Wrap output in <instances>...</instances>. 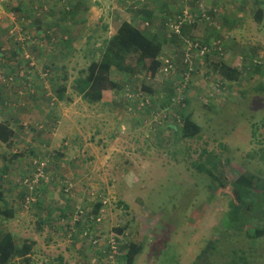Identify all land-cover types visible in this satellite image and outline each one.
<instances>
[{"label":"rangeland","instance_id":"obj_1","mask_svg":"<svg viewBox=\"0 0 264 264\" xmlns=\"http://www.w3.org/2000/svg\"><path fill=\"white\" fill-rule=\"evenodd\" d=\"M199 2L207 11L215 12V24L219 27L215 36L244 46L243 50L225 49L224 61L242 72L240 81L226 83L222 97L205 105L209 88L207 91L203 88L210 85L219 91L217 84L212 83L214 80L218 83L219 78L214 76L210 80L204 78L202 72L197 73L192 77L184 101L171 104L172 119L161 118L160 124L153 126L155 122L150 116L129 113L123 107L118 113L111 104L107 105L114 96L111 91L104 92L103 104H88L76 92L75 80L86 75L84 72L92 59H99L103 40L114 35L122 22L160 39L168 35L169 40V35L175 32L173 25L178 16L175 11L182 9L190 19L187 12L197 7L196 3L192 6V0H17L10 9L0 4V9L6 11L12 21L20 23L16 30L19 25L30 32L32 43L24 51L29 64L32 63L30 75L38 76L36 71L40 73L44 65L60 67L65 78L53 82L61 85L65 81L67 87L65 100L49 111L41 103L36 108L23 109L27 104L20 98L19 109L14 112L22 114L24 119H17L14 125L21 133V141L9 147L0 143L3 188L9 191L10 207L14 210L13 219L3 220L0 215V229L10 230L19 242L34 236L41 240V245H36L32 251L37 259L34 263L48 264L60 253L66 255L63 264L90 263L93 254L87 242L81 240L85 245L81 254L77 250L80 242L75 240V246L69 242V228L78 222L93 225L95 231L98 230L96 225H100L103 232L123 227L128 234L126 243L142 248L134 264H224L235 258L234 252L237 263L231 264H264V235L256 239L249 236L255 228H264V91L258 90L259 85L264 86V75L255 71L258 65L262 67L260 71L264 69V0ZM260 3H263V16L261 23H257L254 13ZM143 12L150 16L145 19L147 14ZM68 17H71L70 22ZM235 18L237 25L229 28ZM7 24L5 21L3 26L8 30ZM191 30L199 34V29ZM13 45L3 34L0 51L5 54ZM163 48L170 50L163 59H171L179 65V52L183 49L172 41H166ZM249 68L254 69L255 74L248 73ZM176 73L175 70L174 74L157 76L154 80L138 75L134 85L137 88L149 84L154 89L153 99L164 100V95L173 93L170 82L175 85L181 79ZM7 74L5 69L0 70V84ZM110 76L119 77L114 71ZM45 84L48 88L52 86ZM9 101L14 103L12 99ZM159 105L153 106L162 113L164 110ZM131 107L134 110L133 104ZM179 112L183 116L189 114L200 127L198 137L180 139L176 128H170L172 120L181 117ZM5 113L13 115L9 111ZM28 117L34 118L40 127L38 133L21 131L20 126ZM39 146L42 151L59 149L62 159L58 166L46 167L42 177L31 170L29 153L30 149H35L41 155ZM17 149H25L27 156H18ZM13 155L18 157L13 158ZM208 155L213 157L208 168L214 177L194 165L206 166ZM40 159L32 160L35 169L45 167ZM6 165L9 169L4 172ZM243 172L253 175L257 193L262 197H250L251 207L246 208L245 224L240 228L237 223H229L226 214L229 202L235 197L230 184ZM24 177L25 191L39 183L36 194L34 190L31 194L40 203L27 209L21 205L23 190L17 184ZM56 177L70 185V194L63 195L70 199L69 205L64 198L51 201L56 193L62 195L59 188L63 185H56ZM77 193L84 194L80 202L74 198ZM97 202H103L99 222L78 212L91 210ZM69 207L72 213L62 212L61 208ZM63 214L68 217H61ZM48 225L49 229H43ZM50 225L61 228L56 231ZM210 242L215 243L216 248L202 261L200 256ZM126 243L118 242L120 251H124ZM117 263L122 260H114L112 264Z\"/></svg>","mask_w":264,"mask_h":264},{"label":"trees","instance_id":"obj_2","mask_svg":"<svg viewBox=\"0 0 264 264\" xmlns=\"http://www.w3.org/2000/svg\"><path fill=\"white\" fill-rule=\"evenodd\" d=\"M194 3L197 4V7L193 6ZM0 4L1 7L10 9L14 3L6 2ZM262 5L263 3H260V8L258 7L256 12L254 13V20L257 23H261L262 21ZM192 6L193 9L189 8V13L187 12L188 17L191 19V23L188 24L185 22L182 25L181 22L179 33L174 32L172 33V35L170 34L169 40H167L168 35L166 37L164 36V39H160L153 34L143 32L141 29L133 26L131 23L122 22L114 35L103 40L104 46L101 55L99 59H92L89 62L86 71L84 72L86 73V75L83 78H76V92L80 94L88 104L92 105L101 103L104 97V92L111 91L114 96L112 101L107 103V105L112 103L111 107L115 108L117 110L116 112L119 113V109H121V107L127 109L133 104V112L143 113L147 116H150L149 119L153 121L156 116H159V114H161L159 113L160 111H157L155 109L154 106L156 104H163L159 105L163 110L171 107L174 97V85H171L170 82V87L173 89V93H170L169 96L164 95L165 97L163 100V98L153 99L152 94L154 93V89L151 85L143 84L135 88L134 82L138 75H144L145 78H149L152 80L156 79L157 76H165L161 71L163 67L161 59H163V56L167 53V51L163 48V45L166 41H172L178 48L185 49L187 45L190 46L189 50L190 52H192L194 57L199 56L203 51V54L199 56V60H194L191 65L193 66L191 77L194 78L199 72H202L201 74L204 76V78L210 80L211 78H214V76H217L219 78L218 83L215 80L212 83L217 84L216 86L219 91L214 90V88H212V86L210 85L203 89L209 88V99H206L205 105H210L215 98L216 100H218L220 97H222L221 92L225 91V84L228 82L230 84H238L237 82L240 81V77L242 74L240 70L232 68L225 63V49L229 48L232 50H243L244 46H242L240 43H235V41H230V43H228L222 40L221 36H215V34H217L215 32H217V29H219L218 25L215 24V12H213L212 10L207 11L206 9H204L201 6L199 0H192ZM32 9L33 8H31V10ZM184 13L185 12L182 11V9H180L179 11H175V14L178 16L175 18L174 22L177 21L179 17L181 18L185 16L186 14ZM143 14H145V12H143ZM146 14L145 19L150 16V13ZM4 20H7V18H5ZM177 22L179 23L180 20H178ZM7 23L8 30L5 27L4 28L6 30L4 28L1 29V27L0 29L6 36H8V42L14 45L13 48L9 50V52L6 51V55L0 51V70L3 60L6 57H9L10 67L17 70V74H9L10 72H8L9 75L7 74V76L4 77L6 79V82L4 84H0V108H5L4 104L7 102L11 103L9 99H12V101H14V107L10 106V109L13 111L18 110L17 102L20 98H24V100L22 101L28 104L29 107L36 108V106L41 103V105L49 111L54 106L60 104L63 100H65L67 89L65 81H63L61 85L59 83L54 84L53 82L57 79L61 80L65 78L61 75V71H63V68L61 70L60 67L51 68L50 65H44L40 69V73L36 71L38 76H31V70L27 67L28 61L25 60L22 56V53L25 51L26 47L31 45L32 43V41L29 40L30 32L27 33L22 27H19V25L17 26L18 28L15 31V26L17 24H20L15 20L12 22H9L7 20ZM184 25H186L187 27H182ZM191 29H199L202 34L195 35L192 32L194 30L190 31ZM38 30L39 29H37L36 32H38ZM9 31L12 33L9 34ZM20 38H23V41H20ZM176 51H172V53ZM179 53L181 55L179 65H176L173 60L171 61L175 66L177 76H180L188 66V63L183 59L182 50ZM61 58L63 59V57H59V60H61ZM261 68L262 67L258 65L255 71L257 73L259 72L261 75H264V69L260 71ZM21 71L23 72V76H19V73ZM112 71L117 73L119 77H117L116 79H112L110 76ZM255 71L254 69L249 68L247 72H252L250 74L253 75L255 74ZM42 74L48 75L46 78H44L45 80H39ZM2 76H5L4 73H2ZM10 76H13L12 81L8 80V77ZM55 76L56 78L53 80ZM45 83H50L52 84V86L50 88L45 87ZM222 83L223 85H221ZM31 90L33 91L30 92ZM41 90L42 93L40 92ZM258 90L261 92L264 91V86L259 85ZM49 91L51 93L46 96ZM4 92H6V95H3ZM128 92H141L147 95L148 104H146L142 108H138L137 102H139L140 99H128ZM179 114L181 115L180 112ZM168 117L172 119L171 114L165 116L164 118ZM159 121H161V117H159L158 121H154L155 123H152L151 126L160 124ZM262 125L264 126V118L262 120ZM172 127L176 128V131L178 132L177 134L179 135L180 139L196 138L198 137V134L201 130L200 127L192 120L189 114L184 116L181 115L180 118L172 120V125L170 126V128ZM39 128L40 127L36 122H34V120H32V122L26 120L23 126H20L22 132L27 133L31 131L32 134L38 133ZM0 143L8 147L13 144L16 145L17 143L15 140L14 129L9 122H0ZM47 145L50 149V143H47ZM39 147L42 152L40 153L41 155L36 153L35 149L34 151L32 149H30L29 151L31 157V170H37L32 166V160L34 158L41 157L42 159L40 160L45 163V167L39 169L40 171H43L48 166V169L50 167L54 168L62 162L61 151L59 149H56V151H49L48 149L42 151L41 146ZM17 152L18 156H21V158H25L27 156V154L25 153V149H17ZM204 153L205 151L202 152V154ZM18 156L13 155V158H17ZM212 159L213 157L211 155H208L206 158V166L201 163H196L194 165L198 170H204L209 177H214L212 170L208 168V162L211 163ZM8 169V165L4 166V172ZM2 175L3 174L0 173V187L3 188L5 187V180L3 179ZM25 178L26 177L21 179L20 183L17 184L20 185V188L23 190V192L20 193L21 205L27 209L30 207V205L35 203L38 204L40 202L36 201V197H34V201H32L30 205L28 203L25 207L27 196L30 194L29 191H25V188L23 187ZM254 180L255 178L252 174L243 172L238 177H236L232 184H230L235 197L232 199V201L229 202V210L226 214V219L231 224H239L240 228H242L245 224L244 218L246 214V208L251 207L250 203L248 202L250 197H262L260 196V193H257V186ZM55 182L57 186L59 184L63 185L60 188L58 187L62 190V195L70 194V191L68 189L70 188V185H67L64 180H58V178L56 177ZM38 185L39 183L35 184V186L33 187L35 194L37 192ZM42 192L43 191L40 189V193ZM8 193L9 191H6L5 188H3V190L0 189V215L3 220H10L14 217V210L12 207H10V194ZM259 202L260 201H258L256 204H258ZM102 208L103 202H97L92 206L91 210L88 209L87 211H83L81 209L80 212H82V215H88V217L93 221L99 215ZM88 212L90 214H88ZM61 217L66 218L68 216L63 214V216ZM68 219H71L70 216ZM38 226V228L40 229L41 226ZM50 226L53 228V225ZM98 226L100 227V225ZM92 228L93 225H80L78 222L76 223V225H72L69 228V242L71 243V246H75V240H78L80 242L78 248L85 250V245L83 244V242H81L82 239L79 235V232H82L85 229H89L91 231ZM114 231L121 234L124 231V228L118 227L115 228ZM252 233L251 235H249L251 239L261 237L264 235V228H255ZM86 242L88 244V249L92 252V254L99 255L100 251L103 249L102 245H99L98 249L96 245H93L88 240ZM33 245L34 242L31 240L22 239V241L19 242L14 238V235L12 233L0 229V264H36L33 262L31 263L30 259H28V255L32 253ZM215 248V243L210 242L207 246V250L203 253L202 256H200V259L204 261L205 256L210 254V252H212ZM141 249L142 248L140 245L129 242L125 244L124 251H120V253L115 256V261H118L120 259L122 260V263L117 264H134L135 258L141 252ZM87 255L88 254H86V256ZM233 255L235 258L232 259L230 263L226 262L224 264H231L232 262H236V252H234ZM85 261H87V258L85 259ZM48 264H63V259L61 256H57L53 258V260H50Z\"/></svg>","mask_w":264,"mask_h":264},{"label":"built area","instance_id":"obj_3","mask_svg":"<svg viewBox=\"0 0 264 264\" xmlns=\"http://www.w3.org/2000/svg\"><path fill=\"white\" fill-rule=\"evenodd\" d=\"M17 0H0V3H14ZM186 14V13H184ZM11 17V16H10ZM180 20V22L178 23L177 21ZM177 21L174 22L173 27L175 28V32L179 33V28H180V24L182 22L183 23H191V20L188 19L185 16L183 17H179ZM18 28V27H17ZM14 30L16 31V26L14 28ZM12 32L9 31V34H11ZM20 41H23V38L19 39ZM190 46H186L185 49L182 50L183 53V59L185 62L188 63V66L186 67V69L183 71V73H181V79L180 81L174 85V97H173V103L172 104H179L182 101H184V98H186V95L188 93L190 84H192V77H191V73L193 72V66L192 63L194 60H199V56H201L203 54V51L200 53L199 56L194 57L192 52H190ZM22 56L25 60L28 61L27 63V67L30 68V66H32V63L29 64V59L28 56L25 55V52L22 53ZM192 59V62H191ZM162 63H163V67H162V72L164 75H170V74H174L175 73V66L174 64L171 62V59H161ZM22 72V71H21ZM19 76H23L22 74ZM48 75L46 74H42L41 75V79L45 80L44 78H46ZM9 81L13 80V76L8 77ZM6 82V79H3V83L4 84ZM33 90H31L30 92H32ZM20 94V93H19ZM127 98L128 99H133V98H139L140 101L137 102L138 103V108H142L143 106H145L146 104H148V99H147V95L141 93V92H134V93H129L127 94ZM11 102V101H10ZM4 106L7 108L10 106L14 107V103H5ZM173 105H171L172 107ZM127 112L132 113L133 112V108L131 106H129L127 108ZM171 112V109L169 107V109H164V111L161 113V118H164L165 116H168L169 113ZM157 118V117H155ZM155 118L153 119L154 121H158L155 120ZM169 118V117H168ZM160 122V121H159ZM36 172V176L38 177H42V171H40L39 169L35 170ZM41 174V175H40ZM37 177V178H38ZM38 179L34 182H37ZM31 190H33V187H29L28 191H29V195L27 196L26 199V203H25V207L27 206V204L29 203V205L31 204L32 201H34V196L31 194ZM29 200V201H28ZM82 213V212H81ZM100 216L98 215L95 219L96 222L100 221ZM98 227V230L96 229V231L94 229H92L91 231L89 229H85L82 231L80 237L83 240H88L89 242H91L93 245H96L97 248L99 249V245H102L103 249L100 251L99 255H93L91 258L90 263L88 262V264H112L115 260V256L118 255L120 253V248L118 245V242H123L126 243V238L128 236L127 232L124 230L121 234L117 233L116 231H102L100 229V227L98 225H96ZM127 244V243H126ZM106 247V248H105ZM108 248V249H107Z\"/></svg>","mask_w":264,"mask_h":264},{"label":"crops","instance_id":"obj_4","mask_svg":"<svg viewBox=\"0 0 264 264\" xmlns=\"http://www.w3.org/2000/svg\"><path fill=\"white\" fill-rule=\"evenodd\" d=\"M15 6V5H14ZM171 11H172V9H170ZM6 11H4L3 9H0V27H1V29H3L4 28V26H3V23L5 22V21H9V22H12V18L9 16H7V13H5ZM2 14V15H1ZM4 14H5V16H4ZM171 14H172V12H171ZM1 18H7V20H1ZM69 22H70V20H71V17H68V19H67ZM237 22H238V19L237 18H235V22L233 23V24H231L230 26H229V28H231L232 26L234 27V26H236L237 25ZM0 29V45H1V43L3 42V34H4V32L2 31ZM190 31H192V30H190ZM65 32V31H64ZM193 32V31H192ZM198 32H199V34L198 33H195V32H193V34H195V35H201L202 33L200 32V30H198ZM166 51H170V50H168V49H166V48H164ZM6 59V63H2V67H1V69H5V71H8V72H11V71H15V69H13V68H11L10 67V60H9V57H7V58H5ZM5 75V74H4ZM7 76V75H6ZM1 86V85H0ZM3 95H6V92H4V94ZM102 104L104 103V99H102ZM111 102V101H110ZM112 104V103H111ZM28 108H32V107H29L28 106V104H27V106L25 107V108H23V109H28ZM17 109H19V108H17ZM6 111H9V112H11L13 115H6ZM32 114H30V116H31ZM17 119H24L23 118V115L22 114H16V112H14L13 110L11 111V109H6V108H4V109H1L0 110V122H2V123H5V122H9L10 123V125L11 126H13V129H14V134H15V140H16V142L17 143H19L20 141H21V137H20V135H21V133L19 132V131H16V128H15V122L17 121ZM34 118H32V117H28V119L27 120H29V121H31L32 122V120H33ZM2 144V143H1ZM73 194V193H72ZM72 196H74V195H72ZM84 196V194L82 193V194H79V193H77L75 196H74V198H75V200L77 201V202H80V200H81V198ZM81 197V198H80ZM59 198H64V200L66 201L65 203L66 204H68L69 205V201H70V199H68V198H65L63 195H61L60 193H56V195H55V197L51 200V201H55V200H58ZM73 199V198H72ZM71 199V200H72ZM60 202V201H59ZM66 208H67V205L65 206ZM62 209V212H65V211H69V212H71V209H70V207L67 209V210H65V209H63V208H61ZM60 228H61V226H57V227H53V229H56V231L57 230H60ZM43 229H49V227H47V226H45ZM6 231H8V232H10V233H12L10 230H6ZM13 234V233H12ZM28 240H31V241H33L34 242V245H33V247H32V251H33V249L36 247V245H41V240H39V239H37L35 236L34 237H32V239H30V238H28ZM78 253L79 254H81V249H79L78 248ZM49 254H45L44 256H48ZM57 256H61L62 257V259H63V262H65L66 261V255L64 254V253H60V254H58ZM56 256V257H57ZM28 259H30V261H31V263L33 262H35L37 259H35L34 258V256L32 255V253L31 254H29L28 255Z\"/></svg>","mask_w":264,"mask_h":264},{"label":"clouds","instance_id":"obj_5","mask_svg":"<svg viewBox=\"0 0 264 264\" xmlns=\"http://www.w3.org/2000/svg\"><path fill=\"white\" fill-rule=\"evenodd\" d=\"M6 108V107H5ZM1 109H4V108H1ZM7 109V108H6ZM78 212H80V211H78ZM93 229V228H92ZM80 233V232H79ZM83 240V239H82ZM84 241H87L86 239L84 240ZM100 254V253H99ZM93 255H95V254H93Z\"/></svg>","mask_w":264,"mask_h":264}]
</instances>
